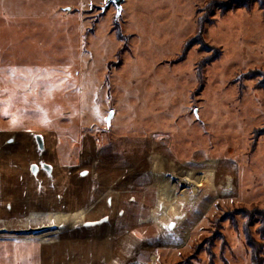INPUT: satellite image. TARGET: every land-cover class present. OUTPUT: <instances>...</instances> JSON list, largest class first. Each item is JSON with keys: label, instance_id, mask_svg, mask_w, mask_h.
<instances>
[{"label": "rangeland", "instance_id": "obj_1", "mask_svg": "<svg viewBox=\"0 0 264 264\" xmlns=\"http://www.w3.org/2000/svg\"><path fill=\"white\" fill-rule=\"evenodd\" d=\"M230 1L0 0V219L62 217L0 264H263L264 0Z\"/></svg>", "mask_w": 264, "mask_h": 264}, {"label": "bare ground", "instance_id": "obj_2", "mask_svg": "<svg viewBox=\"0 0 264 264\" xmlns=\"http://www.w3.org/2000/svg\"><path fill=\"white\" fill-rule=\"evenodd\" d=\"M29 214H28L27 218L11 220V222H9L8 220L0 219V225L2 224V226H3L2 229H7V231H8L7 232L8 234L6 233L7 234L6 236H0V238L3 237V239H11V240L12 239H16L17 242L22 240V242H24V243H33L35 241H40V240H41L40 244H46L45 242H47L48 244L55 243V242H52V240H53L52 238H53V236L56 235L57 232H54V233L53 232H46L45 234H33L32 233L31 235H26V234L25 235H17L15 233L16 229H14L13 226L17 227L18 229L19 228L20 229H26V228L30 229L31 226H33L34 224L35 225L36 224H41V226L42 225H48V224L51 225L54 222V220H57V219L59 220L60 218H62V217H60L59 213H54V212H51V213L49 212L48 214H43V213H40V212H30ZM148 219H149L148 221L154 222L155 216L153 218H148ZM41 221H44V222L40 223ZM7 223L8 224L10 223V224L8 225ZM64 223H67V221H65ZM83 225H84L83 222L78 223L75 226V228L76 227L77 228L78 227H82ZM35 228L37 229V228H41V227H35ZM32 229H34V228H32Z\"/></svg>", "mask_w": 264, "mask_h": 264}, {"label": "water", "instance_id": "obj_3", "mask_svg": "<svg viewBox=\"0 0 264 264\" xmlns=\"http://www.w3.org/2000/svg\"><path fill=\"white\" fill-rule=\"evenodd\" d=\"M109 3H114L118 11L121 12V7H122V4L124 3V0H109ZM37 141H38L39 146L43 148V137L41 135L37 136ZM31 170L35 175L39 172V168L36 165H33L31 167ZM106 221L107 219H103L100 221V223L103 224ZM95 224L96 223H91V222L86 223L87 226H92ZM173 226L174 225H171L170 228L172 229ZM44 230L45 229H19V230L17 229L15 233L17 235H25V234H32V233L39 234V233H42ZM5 233H7V229H0V235L5 234Z\"/></svg>", "mask_w": 264, "mask_h": 264}, {"label": "trees", "instance_id": "obj_4", "mask_svg": "<svg viewBox=\"0 0 264 264\" xmlns=\"http://www.w3.org/2000/svg\"><path fill=\"white\" fill-rule=\"evenodd\" d=\"M254 1H258V0H232L230 2H228L226 5H224L225 10H231V9H235V8H250V6L252 5V3ZM200 43L199 41H195ZM193 44H197V43H193ZM202 45V44H200ZM262 76V81L260 82V86L264 87V75H259ZM252 260H253V264H259L260 262V255L258 254L257 251H255V249H252ZM262 263L264 264V261L262 260Z\"/></svg>", "mask_w": 264, "mask_h": 264}, {"label": "flooded vegetation", "instance_id": "obj_5", "mask_svg": "<svg viewBox=\"0 0 264 264\" xmlns=\"http://www.w3.org/2000/svg\"><path fill=\"white\" fill-rule=\"evenodd\" d=\"M78 223H81V222H78ZM78 223H77V224H78ZM74 228H75V227H74ZM78 228H79V227H78ZM78 228L76 227L75 229H78ZM1 240H2V239H1Z\"/></svg>", "mask_w": 264, "mask_h": 264}]
</instances>
